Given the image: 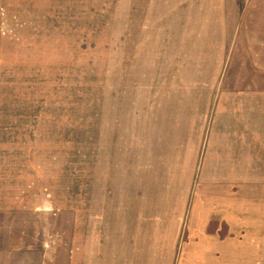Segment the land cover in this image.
Masks as SVG:
<instances>
[{"label": "rangeland", "instance_id": "374dc122", "mask_svg": "<svg viewBox=\"0 0 264 264\" xmlns=\"http://www.w3.org/2000/svg\"><path fill=\"white\" fill-rule=\"evenodd\" d=\"M142 192L177 252L264 264V0H0V264Z\"/></svg>", "mask_w": 264, "mask_h": 264}, {"label": "crops", "instance_id": "0c3cea01", "mask_svg": "<svg viewBox=\"0 0 264 264\" xmlns=\"http://www.w3.org/2000/svg\"><path fill=\"white\" fill-rule=\"evenodd\" d=\"M116 200L121 203L116 204L114 213L101 209L82 217L75 212L71 215L66 264H220L219 242L215 251L202 244L196 252L188 246L177 252L182 232L187 229L182 225V211L176 221L151 225V193H121ZM234 216L228 215L229 224L236 222ZM165 245L170 249L163 251L165 257L160 261L156 250ZM258 247L264 246L260 243Z\"/></svg>", "mask_w": 264, "mask_h": 264}]
</instances>
